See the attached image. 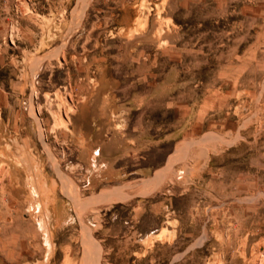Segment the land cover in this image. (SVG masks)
Listing matches in <instances>:
<instances>
[{"label":"rangeland","instance_id":"obj_1","mask_svg":"<svg viewBox=\"0 0 264 264\" xmlns=\"http://www.w3.org/2000/svg\"><path fill=\"white\" fill-rule=\"evenodd\" d=\"M117 1L97 0L103 5ZM86 4L0 0V79L9 83V75H20L23 63L31 74L28 87L15 86L13 98L7 96L0 116L11 114L10 106L19 109L16 115L36 122L40 141L0 144V264H264V0L137 2L138 23L151 6L159 31L171 29L174 65L183 87H189L190 114L197 124L187 142L175 147L179 154L188 148L189 155L175 160L172 181L158 193L174 211L157 235L141 242L147 247L156 239L143 255L130 254L137 242L111 238L98 216L49 231L37 198V153L58 162L53 159L58 145L44 138L42 125H64L69 96L67 90L40 93L38 70L54 53L39 52L58 42L60 67L71 55L80 63L111 35L87 25L97 23L95 14L101 11L89 8L86 22ZM4 132L13 134L12 128ZM200 145L204 158L197 156ZM202 163L205 175L193 181L188 171Z\"/></svg>","mask_w":264,"mask_h":264},{"label":"crops","instance_id":"obj_2","mask_svg":"<svg viewBox=\"0 0 264 264\" xmlns=\"http://www.w3.org/2000/svg\"><path fill=\"white\" fill-rule=\"evenodd\" d=\"M138 1L103 5L87 0L85 20L89 8L101 11L95 14L97 23L86 20L87 25L111 35L92 46L80 63L74 55L65 58L63 67L56 62L59 43L45 47L40 55L48 51L54 55L43 59L36 78L41 94L67 90L69 96L64 125L54 126L52 121L42 125L44 138L58 145L53 154L58 162L37 153V198L49 231L61 232L98 216L111 238L138 243L129 248L131 255L147 253L156 239L147 247L141 242L157 235L164 218L173 213L172 204L158 193L172 181L175 160L189 155L187 147L180 154L175 147L186 143L197 125L190 114L189 87H183L174 65L167 36L171 29L163 26L159 31L151 6L138 23ZM30 77V68L23 63L20 75H9V83L0 79V108L7 96L13 98L15 86H29ZM8 109L11 114L0 116V144L39 143L36 122L16 115L19 109ZM11 128L13 134H5L4 129ZM204 152L198 146L197 156L204 158ZM188 175L199 181L205 165Z\"/></svg>","mask_w":264,"mask_h":264},{"label":"bare ground","instance_id":"obj_3","mask_svg":"<svg viewBox=\"0 0 264 264\" xmlns=\"http://www.w3.org/2000/svg\"><path fill=\"white\" fill-rule=\"evenodd\" d=\"M204 154H205V152H204ZM205 155H206V154H205ZM205 155H204V156H205ZM33 186H34V185H33ZM36 206H37V207H36ZM29 208H30V207H29ZM33 208H36V210H37L36 212H38V208H40V206L37 204V205L33 206ZM40 221H41V220H40ZM40 224H42V223H40Z\"/></svg>","mask_w":264,"mask_h":264}]
</instances>
